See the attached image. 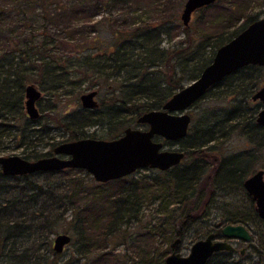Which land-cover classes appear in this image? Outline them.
<instances>
[{"label": "trees", "instance_id": "1", "mask_svg": "<svg viewBox=\"0 0 264 264\" xmlns=\"http://www.w3.org/2000/svg\"><path fill=\"white\" fill-rule=\"evenodd\" d=\"M34 1L41 8L45 21L51 6L62 14L77 13L91 1L94 11L100 5L108 9V14L103 20L107 31L99 30V23L92 24L98 33L89 38L81 35L77 39L70 33L74 25L71 20L61 19L65 31L59 53L51 52L46 46L54 37L45 27L42 41H31L24 48L15 46L0 52V138L13 127L11 120L27 117L19 108L26 82L38 84L40 90L59 94L64 85L85 81L88 87H95L102 95L96 107H84L80 102L75 109L64 113L63 117L69 121L57 119L68 131V136L51 141L46 151L36 147L40 138L36 143L30 138L48 132L51 121L42 120L41 126L34 128L25 118L24 127L16 129L21 140L29 139L22 141L26 145L22 156L30 159L50 154L53 146L63 140L96 137L95 132L85 130L88 125L106 126L104 138L121 134L140 113L159 108L185 81L195 78L210 62L219 45L257 17L247 14L231 30L195 34L190 21L182 23L179 12L182 4L176 0L144 3L155 13L147 19L137 17L141 15L137 12L141 6L138 0H76L71 4L68 0ZM228 8L232 17L238 12L233 3ZM178 30L183 31V40L168 45L162 43L165 36L171 40ZM263 78L264 66L250 63L216 82L213 86L228 81L226 92L237 99L228 109L229 113L222 118H203L200 126L190 124L187 134L175 140L183 142L182 161L165 170L156 168L154 174L138 177L127 174L91 184L94 178L79 167L15 175L3 174L0 169V264H39L47 259V252L59 255L51 247L50 232L68 209L79 224L76 237L83 244L81 252L88 257L84 264H126L124 255L105 248L107 243L112 235L120 232L124 222L136 217L142 199H153L163 193L177 196L175 213L180 226L177 234H181L190 223L206 214L205 208L218 186H241L256 163L258 168L264 169V123L255 119L261 104L253 102L249 106L247 102ZM226 121L227 127L240 130L252 142L250 151L216 155L215 141L224 136ZM42 173L45 176L59 174L60 177L37 180L35 176ZM248 197L254 219L259 224L264 223V218L257 214L253 198L249 194ZM246 220L247 217L240 216L222 221L246 225ZM222 221L217 223L222 224ZM217 223L206 234L219 232ZM253 234L249 242L252 257L244 252L233 255L234 250L222 249L215 251L204 264H264V230L256 226ZM145 236L142 238L146 239L145 244L139 246L138 255L141 256L149 253L148 244L152 243L147 232ZM172 250L176 247L172 246Z\"/></svg>", "mask_w": 264, "mask_h": 264}, {"label": "rangeland", "instance_id": "2", "mask_svg": "<svg viewBox=\"0 0 264 264\" xmlns=\"http://www.w3.org/2000/svg\"><path fill=\"white\" fill-rule=\"evenodd\" d=\"M76 0H68L67 3H73ZM150 0H138L137 4L141 5L138 8L140 19L150 18L153 11L147 9L144 3ZM185 0H176L181 3L182 7ZM234 4L238 8V12L232 17L229 15V5ZM213 5L204 9H196L192 12L190 25L195 31V34L202 33L203 31L218 32L219 30H231L237 26L247 14L257 15V17L264 15V0H216L212 2ZM94 3L91 1L85 5L83 11L77 13L65 12L60 13L54 6L50 7V14L47 21L43 19L41 8L36 4L34 0H0V52L9 50L15 46L22 48L28 46L29 42H40L43 39L42 29L45 27L50 31V35L54 37V40L47 43L46 46L51 52L59 53L62 45V35H64V25L61 22L63 20H71L74 24L71 28L72 34L76 38L95 35L98 33L93 29L92 24H97L99 30L107 31L106 25L103 20L108 14V9L101 7L100 5L94 11ZM81 8V6H80ZM79 8V9H80ZM77 9V8H76ZM182 10V8H181ZM181 10L179 12H181ZM103 33L105 34V32ZM33 38L30 39V36ZM56 38V39H55ZM66 38V36H65ZM184 38V33L178 30L171 40H167L165 36L164 45L172 44L174 42H180ZM187 81L184 82L187 83ZM227 82L224 81L217 86H212L204 95L192 103L187 111L191 114L190 124L200 126L203 118H211L213 116L224 117L229 113L228 109L232 108L236 102L235 95H230L226 92ZM27 83V82H26ZM78 82H70V84L64 85L60 89L59 94H55L49 90H41V96L36 101V105L39 110V116L41 120L36 121L35 118H30L24 107V89L22 92V102L19 108L27 115L22 116L16 120H11L10 124H13L9 131L4 132L0 138V155L17 153L22 155L25 149V143L29 139H20L19 132L16 129L23 128L25 118L28 119L34 128H39L42 124V120L51 121L48 123V132L41 133L30 138L33 143H36L40 138L41 141L37 144V149L46 151L50 147V142L53 140H61L68 136V131L57 121L66 120L67 117H63L64 113L71 109H75L80 104L79 95L82 92L88 91L95 87H88L84 81L81 84ZM262 85L260 80L257 88ZM38 88L41 86L37 84ZM102 95L97 94V100ZM248 105L251 106L253 102H260L251 98L247 100ZM257 113V112H256ZM214 114V115H213ZM256 116V114H255ZM33 119V120H32ZM69 120H66V122ZM226 121L224 124L225 134L220 136L218 141H215L217 151L215 152L220 156H228L234 153H245L252 149V142L242 133L240 130L227 127ZM130 126H138L141 128L147 127L145 123H138L136 120L131 122ZM87 132H95L96 137L106 136L107 128L104 125H88L84 127ZM227 128V130H226ZM120 135V134H119ZM118 136V135H117ZM166 148H181L182 141H167L160 137ZM214 153V152H213ZM260 167L258 163L255 164L253 170ZM84 169V168H83ZM84 171H86L84 169ZM157 171L152 167H140L130 173V175L138 177L141 174H154ZM252 170L245 175H249ZM59 174H52L51 176H45L44 173L35 176L37 180H54L58 179ZM97 180L92 179V183ZM176 199L177 196L173 193H163L157 195L155 198H145L141 200V205L137 209L136 217H132L128 222H124L121 225L120 232L112 235L110 241L107 243L106 249H113L114 252H118L124 255V262L126 264H165V256L171 252L172 246L176 247L177 251L182 254H186L189 251L191 243L199 237H203L208 230L215 226V223L225 220L226 218H238L247 217L246 225L252 232L256 226H261L264 230V223L259 224L253 217L252 205L248 197V193L244 187H217L214 191L212 199L205 208L206 214L198 217L195 221L189 224L181 234H177V230L180 227L178 223V216L176 211ZM73 212L71 210L65 211L63 216L55 224V229L50 232V240L53 241L54 236L59 232H67L70 234L71 239L64 245L62 251L56 253H45L46 260H43L39 264H84L87 260V256L81 252L83 244L80 238L76 237L78 234V222L73 219ZM225 222L222 221V224ZM220 228V225H219ZM74 231V233H73ZM124 231V232H123ZM150 231V232H148ZM146 232L151 236L152 243L148 244L149 253L145 255H138L139 246L145 244L146 239H142ZM77 233V234H76ZM180 240L175 242V239ZM251 241L239 240L234 243L236 250L233 255H237L239 250L244 247V253L248 257H252V246L249 245ZM53 247V244L51 245ZM43 251V250H41ZM44 255V254H43Z\"/></svg>", "mask_w": 264, "mask_h": 264}, {"label": "water", "instance_id": "3", "mask_svg": "<svg viewBox=\"0 0 264 264\" xmlns=\"http://www.w3.org/2000/svg\"><path fill=\"white\" fill-rule=\"evenodd\" d=\"M215 0H185L180 18L188 24L196 9ZM264 66V15L250 21L244 28L226 42L219 45L212 59L200 73L182 87L175 90L159 108L143 111L136 117L138 123L147 127L126 126L115 137L103 138L84 136L56 143L50 154L33 159L20 154L0 155V169L3 174L15 175L33 173L39 170H59L65 167L84 168L101 182L132 173L140 167L168 169L180 163L185 155L181 148H166L165 140H178L187 134L191 115L187 108L199 99L225 75L246 64ZM97 89L93 88L79 95L81 105L92 108L98 105ZM24 107L30 118L39 116L36 101L41 90L33 82L24 85ZM251 98L260 101L255 119L264 123V78L262 85ZM243 187L255 202L259 217L264 218V169L258 168L243 180ZM218 233L210 231L194 240L188 253L172 250L165 256V264H204L218 250H234L233 239L250 241L252 232L241 222L219 224ZM71 239L67 232L57 233L52 241L53 249L63 250ZM176 238L174 243L179 241ZM244 252V247L240 249Z\"/></svg>", "mask_w": 264, "mask_h": 264}, {"label": "flooded vegetation", "instance_id": "4", "mask_svg": "<svg viewBox=\"0 0 264 264\" xmlns=\"http://www.w3.org/2000/svg\"><path fill=\"white\" fill-rule=\"evenodd\" d=\"M191 15H192V14H191ZM256 18H257V17H256ZM256 18H255V19H256ZM190 20H191V19H190ZM97 94H98V92H97ZM97 94H96V97H97ZM251 99H252V98H251ZM190 115H191V114H190ZM190 122H191V120H190ZM189 125H190V124H189ZM164 140H165V139H164ZM243 180H244V179H243ZM242 185H243V183H242ZM244 189H245V188H244ZM247 193H248V192H247ZM249 195H250V194H249ZM251 197H252V196H251ZM216 227L219 228V225H217ZM219 229H220V228H219ZM250 231H251V230H250ZM214 232H215V233H218L217 231H214ZM239 240H240V239H233L232 242H233V244H234V243H236V242L239 241ZM251 240H252V239H251ZM251 240H250V241H251ZM234 246H235V245H234ZM235 250H236V247L234 248V251H235ZM239 252H240V250H239Z\"/></svg>", "mask_w": 264, "mask_h": 264}]
</instances>
